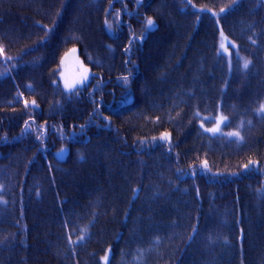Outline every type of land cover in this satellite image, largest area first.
I'll use <instances>...</instances> for the list:
<instances>
[{"label":"trees","instance_id":"obj_1","mask_svg":"<svg viewBox=\"0 0 264 264\" xmlns=\"http://www.w3.org/2000/svg\"><path fill=\"white\" fill-rule=\"evenodd\" d=\"M68 1L72 5L70 18L67 22H62L57 17V10ZM102 2L103 0H97L95 3L96 8L98 7L102 12L101 16L97 17V12L94 10L85 13L86 10L83 8L86 4L83 0H0L2 19L0 46L6 48L11 55L19 56V60H14L3 54L0 55V85L11 90L14 97L12 101L19 104L14 109L9 107L10 111L21 115L18 125L9 124L12 114L0 109V133L19 134L25 130V133L19 134L18 137L31 141L44 156L50 158L54 156L49 143L50 138H58L61 143L74 145L67 161L57 164L60 166L56 171L59 177L57 200L54 198L45 204L35 205L32 223L27 219L24 209L20 208L21 201L12 197V191L8 187L13 188V186H0V200L10 205L8 209L11 219L18 222L26 220L30 225L28 237L24 230L18 236V229L12 225L6 227L7 230L14 234V238L19 237L24 243H34L31 249L19 247L15 253H5L0 249V264L66 263L61 260L59 248L63 244L62 238L64 235L66 238L69 233L62 226L66 217L63 218L60 214L58 199L65 201L68 220L75 218L76 215L85 216L84 219L87 218L99 227L103 239L117 238L121 229L127 232V239L130 237L124 207L126 202L139 204V196L134 200L131 195L134 191L133 184L138 183L141 186V171L144 170L147 159L133 157L130 154L134 147L126 143L134 144L135 135L132 138L127 136H131L133 130H137L147 144L146 155L155 145L164 149L170 148L157 139L161 135L157 136L161 128L170 129L172 125H156L159 117L166 120L167 115L171 114V107L166 104L172 96L171 90L174 85L167 84L162 79L166 70L183 62L185 55L194 52L196 55L202 54L204 51L206 35L198 41L193 51L186 52V47H183L184 30L179 26L176 17L203 20L197 14L200 8L218 11L212 16L222 22V25H219L217 20V24L205 21L212 29L211 43L219 55L217 63L220 70L215 68L213 71L208 64L203 74L204 78L215 79L211 86L217 84L220 88L217 86L213 89L208 86L210 100L206 101L205 96L198 94L193 101L202 102L200 111L209 114L202 122L211 125L219 114H223L228 117L225 126L227 133L233 129H242L245 136H256V146L243 144L238 151L225 150L219 146V143H223L221 138H226V135L215 136L206 133L202 128V122L195 123L193 120L187 125L178 118L176 112L172 113L178 121L174 126L189 136L190 158L198 155L197 151L201 150L199 151L200 154L202 153L201 157L196 160L198 174L209 178H214L221 172L224 176H234L237 179L236 186L240 187L241 194L251 204H256L255 197L260 196L250 193L248 188L256 186L257 181L253 179L251 173L241 169V166L246 159L264 157V125L262 124L264 111L261 110V106L264 105V38L240 44V39L246 33L232 36L227 30L226 35L232 43L231 56L229 55L231 59L220 52L219 31L221 28L225 31L223 26L229 16L233 0H112L114 6H119L118 14L103 11ZM238 2L233 6L245 10L251 9L248 2L243 0ZM166 4H174L178 9L174 19L165 17L169 16V8ZM147 18H153L156 23L152 30L146 28ZM205 22L201 23V27H205ZM257 22L264 36V12ZM173 23L175 28L172 31ZM211 29L210 34H212ZM10 47H14V50L12 51ZM72 47H78L80 55L87 63L90 62V66L104 63L107 68L97 76L93 73L87 84L67 90L59 82L60 58ZM258 52H261L262 65L258 63ZM244 60L248 62L247 67L243 64ZM13 63H19L21 67L16 68ZM127 69H132V73L126 74ZM28 72L30 76H27ZM181 75L183 73L173 74L175 77L173 81H178ZM237 77L247 80V77H250L252 80L248 82L241 79L237 83ZM4 84L10 86L6 87ZM128 89L136 94L134 104L130 107H125L123 103L114 104L115 97H119ZM1 94L0 90V97ZM88 95L104 100L99 110H90V126H75L66 121L64 116L66 106L60 100L82 101ZM45 98H49L52 103L50 110L52 118L44 112L42 115V111L37 107L39 101L46 102ZM251 102L258 103L253 110L247 109ZM233 106L235 108L231 111ZM135 108L138 110L133 111ZM241 108L247 109L249 113H240ZM67 127L71 128L70 134H67ZM98 133L109 142L108 145L101 143L99 149L89 150L87 146L85 147V140ZM122 139L126 141L125 144ZM111 141H118L128 157L115 155L113 153L115 146ZM244 156L246 157L240 161ZM73 157H77L81 163L71 166L70 160ZM182 157L184 161L187 160L185 155L182 154ZM16 158L18 156L13 153L8 156L10 160L15 161ZM130 160L134 167L129 164ZM221 162L232 168L224 171ZM155 174L164 181L161 178L163 173ZM184 180L201 184L202 179L196 180L190 174L188 178L184 177ZM25 200L35 202L33 197ZM191 206L193 212L197 213L201 205L192 202ZM164 209L159 208L156 212L159 215ZM2 221L0 220V223ZM199 222L203 221L199 219L196 224H191L188 228L191 236L189 243L199 246V242L202 241L201 243L213 246L211 238H208L207 227L204 231ZM240 222L243 224V219ZM244 222L246 230L243 229L245 234L243 248H246V254L250 252L254 259L260 257L264 260V221L256 217L252 221L246 218ZM141 223L139 221L137 226ZM232 224L237 228L240 226L233 221L229 225ZM135 228L136 223L131 233ZM183 232L181 230L180 234ZM247 235L252 242L248 247ZM150 236L146 238L152 239L154 235ZM121 242L124 244L126 240L118 241ZM83 246L90 248V264H97L103 260V252L96 247L94 240L86 241ZM84 262L86 264L85 258Z\"/></svg>","mask_w":264,"mask_h":264},{"label":"bare ground","instance_id":"obj_2","mask_svg":"<svg viewBox=\"0 0 264 264\" xmlns=\"http://www.w3.org/2000/svg\"><path fill=\"white\" fill-rule=\"evenodd\" d=\"M83 1L86 4L85 8H83L86 10L85 13H90V10H94L97 12V17L101 16L102 12L95 6L97 0ZM243 1L248 2L251 9H238L239 6H233L239 3L238 0H233V5L229 9V16L223 26L226 32L222 28L219 31V33L223 32L225 34H228L229 31L232 36H240L246 33L240 39V44L264 38L263 32L259 29V23L257 22L264 12V0ZM166 6L169 8V16L165 17L167 19H174L178 9L174 4H166ZM71 7L72 5L68 1L58 8L57 17L60 18L59 20L62 22L69 20ZM101 8L103 11L119 13V6H114L112 0H103ZM216 12L218 11L211 8H200L197 14L204 21L191 17L184 18V16H181L180 18L176 16L180 23L179 26L184 30L182 32L184 34L183 41H185L183 47H186L187 53L194 50L193 48L204 35L207 36V42L202 54L196 55L194 52L190 55L188 53V56L185 55L181 64L173 65L172 69L166 70L164 79H162L163 82L174 85L171 90L172 96L168 99L166 105H170L171 114L176 112L178 118L186 122L187 125L193 120L195 123L205 121L209 116L208 113L200 111L203 106L202 102H195L193 98H196L200 94L202 97L205 96L206 101H209L210 90L208 91L207 87L215 89L218 86L217 84L216 86H211L215 79L204 78L203 76L208 64L209 67L213 68V71H215V68L220 70V66L217 63L219 55L211 43L212 29L207 25L209 22L217 24L216 20L219 25H222L219 19L212 16ZM209 15L211 16L209 17ZM148 19H146V28L148 27ZM0 20H2L1 17ZM202 22L206 23L205 27H201ZM161 27L163 28V25ZM174 28L175 25L173 23L171 30L173 31ZM210 29L212 34H210ZM10 49L13 51L14 47H10ZM1 54L8 58L19 60V56L11 55L2 46H0ZM257 55L258 63L262 65L261 52H258ZM14 65L16 68L21 67L19 63H13ZM92 65L90 67L91 70L93 68L94 71L92 70V72L95 76L107 68L104 63ZM131 71L132 69H127L126 74H129ZM178 73H183L184 77L181 75V78L178 81L175 80V82L173 81L175 78L173 74L176 75ZM24 74H26V71ZM27 76H30L29 72ZM247 78L248 80L237 77L236 82H240L241 79L248 82L252 80L250 77ZM4 85L6 87L10 86ZM0 87L3 88L0 89L2 91L0 109L12 114L9 124L18 125L21 115L20 113L11 112L9 107L14 109L19 104L12 101L14 97L11 90L2 85ZM115 98L114 104L123 103L125 107H130L134 104L136 94L128 89ZM45 101H39L37 107L42 111V115L44 112L52 118L53 115L50 112L52 103L49 98H45ZM60 102L66 106V114L64 115L66 121L73 123L75 126H90V110H99L104 100L100 97L88 95L82 101L60 100ZM257 104L251 102L247 109L253 110L257 107ZM234 108L235 106L230 110L233 111ZM247 109L241 108L239 112L247 114L249 113ZM136 110L138 109H133V111ZM171 114L167 115L166 120L161 117L156 120L157 126L172 124L169 127L170 129L161 128L157 134V136L161 134L157 139L162 141L161 144L170 146L169 149L155 145L151 148L149 154L146 155L147 144L142 138L143 136L137 133V130H133L131 136L125 135L131 138L135 135L134 144L126 143L122 139L124 144L126 143L134 147L130 153L133 157L147 159V163L144 164V170L141 171V186L138 183L133 184L134 191H132L131 195L134 200L139 196V204L126 202V206L124 207L125 218H128L126 224L130 231L128 239L127 232L124 229L119 231L117 238L103 239L99 227L91 223L87 218L84 219L85 216L76 215L75 218L68 220L65 201L62 202L58 199L60 214L63 218L66 217L62 226L70 234L66 238L64 235V238H62L63 244L59 248L62 262H66L65 264H85V258L86 264H90V248L83 246V244L86 241L90 242V240H94L96 247L104 255L103 260L97 264H264V260H261L260 257L254 259V257H251L250 252L246 254V248H243L245 236L243 229L246 230L245 225H243L245 223L244 220L248 218L252 221L258 217L260 221H264V157H258V159L253 160L246 159L245 163L241 166V169L251 173L253 179L257 181L256 186L248 188L250 193L260 195L258 198L255 197L257 203L251 204L241 194L240 187L236 186L237 179L234 176H224L223 172H221L216 177L209 178L196 172V160L201 157L202 153H199L201 150L197 151L198 155H193L190 158L189 152L191 147H188V145L191 143V140L186 132L177 130L174 123L178 121ZM76 116L79 118H76ZM218 116L211 125L202 122V128L206 133L211 135H226V138H221L223 139V143H219L221 148L229 151H238L242 148L240 145L243 144L256 146V136H245L242 129H233L227 133L225 126L228 117L225 115L222 130L215 133L210 131L209 129L217 123ZM262 124L264 125V122ZM67 128V134H70L71 131L69 130L71 128ZM22 133H25V130L19 134ZM162 133H168V138L163 139ZM19 134H14L13 132L0 133V162L2 163L0 167V186H13V188L8 187L12 191V197L21 201L20 208L24 209L23 212L27 214V219L32 223V213L35 205L45 204L54 198L57 200L59 177L56 171L60 169V166L57 164H63L67 161L74 145L61 143L58 138H50L49 143L54 152V156L50 158L44 156L43 152L34 147L31 141L18 137ZM111 142L115 146L114 152L112 151L115 155L118 154V157H128L118 141ZM101 143H107L108 145L109 142L98 133L91 135V138H87L84 144L89 150H96L97 148L99 149ZM59 152L63 154V157L58 155ZM11 153L18 156L15 161L8 159ZM182 154L187 157V160L184 161ZM245 157H242L240 161ZM80 163L77 157H73L70 160L71 166ZM129 164H132L134 167L131 160ZM220 165L224 171L225 169L232 168L224 165L222 162ZM233 168L238 169L237 167ZM155 173H163L161 174V178L164 181H161ZM190 174L196 180L202 179L201 184L184 180V177L188 178ZM217 196L220 198H217ZM31 197H33L34 203L25 200V198L29 200ZM192 202L201 205L197 213H194L192 210ZM9 207L10 205L7 202L0 200V220H3L0 223L1 251L15 253L19 247L31 249L34 243H24L19 237L14 238V234L10 230H7L6 227L12 225L18 229V236L24 230L27 237L30 230V225L26 220L18 222L15 219H11ZM159 208L165 209L158 215L156 210ZM199 219L203 221L199 223L204 231L207 227L208 238H211L210 241L213 242V246L201 243L202 241L199 242V246L189 243L191 236L188 228L191 224H196ZM242 219L243 224L240 222ZM139 221L142 223L137 226ZM232 221L237 222L240 226L237 228L235 224L229 225ZM135 223L136 228L131 233V229ZM247 225H249L248 222ZM181 230L184 231L182 234H180ZM9 232H11V235H9ZM150 235H154L153 238L147 239L151 237ZM120 239H125L126 242L124 244L123 242L118 243ZM246 241L247 247L252 245L249 235H247Z\"/></svg>","mask_w":264,"mask_h":264},{"label":"rangeland","instance_id":"obj_3","mask_svg":"<svg viewBox=\"0 0 264 264\" xmlns=\"http://www.w3.org/2000/svg\"><path fill=\"white\" fill-rule=\"evenodd\" d=\"M240 9V8H239ZM152 21L151 24L148 23L147 30L152 29L155 27L156 23L153 18H149ZM231 41L228 36L220 32L219 35V46L220 51L227 56L230 60V53L232 52ZM230 55V56H229ZM245 60L243 64L245 65ZM93 72L91 67L88 63L85 62L83 57L79 53L78 47L70 48L63 56L60 62V74H59V82L66 88L67 90H73L79 86L87 84L92 76ZM66 85H72V87H67ZM225 122V116L220 114L218 116L217 123L211 127L209 130L216 129V131L212 132H219L222 130L223 124ZM168 133H164L162 135L163 139L168 138ZM166 137V138H165ZM60 157H63V154L60 152L58 153Z\"/></svg>","mask_w":264,"mask_h":264},{"label":"snow or ice","instance_id":"obj_4","mask_svg":"<svg viewBox=\"0 0 264 264\" xmlns=\"http://www.w3.org/2000/svg\"><path fill=\"white\" fill-rule=\"evenodd\" d=\"M223 11V10H222ZM149 24H151L152 23V21L151 20H149V22H148ZM247 64H248V62L246 61L245 62V67H247ZM67 87H72V85H66ZM261 110L262 111H264V105H262L261 106ZM211 131H216V129H212ZM237 135H238V133H237ZM166 138V137H165ZM247 167V166H246ZM107 259V258H106Z\"/></svg>","mask_w":264,"mask_h":264}]
</instances>
